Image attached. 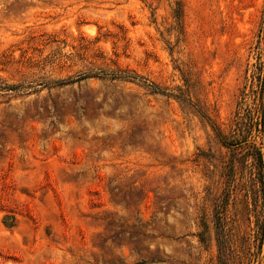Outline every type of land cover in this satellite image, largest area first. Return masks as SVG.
Wrapping results in <instances>:
<instances>
[{
	"label": "rangeland",
	"instance_id": "374dc122",
	"mask_svg": "<svg viewBox=\"0 0 264 264\" xmlns=\"http://www.w3.org/2000/svg\"><path fill=\"white\" fill-rule=\"evenodd\" d=\"M0 87V264H264V0H0Z\"/></svg>",
	"mask_w": 264,
	"mask_h": 264
},
{
	"label": "trees",
	"instance_id": "16d2710c",
	"mask_svg": "<svg viewBox=\"0 0 264 264\" xmlns=\"http://www.w3.org/2000/svg\"><path fill=\"white\" fill-rule=\"evenodd\" d=\"M180 5L181 4L179 2L178 6H180ZM0 90H2V87H0ZM11 90H14V89H11ZM216 132L218 134V137L221 139L223 145H225L227 147H232V144L230 143V141H228L227 136L220 129L216 128ZM260 158H262V154H260ZM223 232H224V224H223V222L220 219V221H219V236H220L221 239L224 240V242H226Z\"/></svg>",
	"mask_w": 264,
	"mask_h": 264
}]
</instances>
